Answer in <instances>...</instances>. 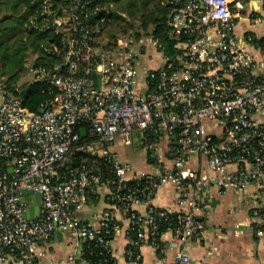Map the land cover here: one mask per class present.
Listing matches in <instances>:
<instances>
[{"label":"built area","instance_id":"obj_1","mask_svg":"<svg viewBox=\"0 0 264 264\" xmlns=\"http://www.w3.org/2000/svg\"><path fill=\"white\" fill-rule=\"evenodd\" d=\"M40 1L60 37L51 46L60 61L29 67V82H47L52 95L38 111L0 85V264H40L41 244L56 231L74 245L64 264H108L124 222L125 256L139 263L143 246L163 251L166 232L182 246L199 240L198 217L210 211L213 190L252 188L251 231L263 239L264 68L253 35L237 32L242 3L169 0V54L153 35L97 46L95 0ZM150 50L163 64L144 66L141 80L139 59ZM123 147L145 149L155 172L122 158ZM164 185L176 208L152 204ZM102 186L109 208L87 212ZM34 195L40 209L28 218ZM174 264L191 257L179 250Z\"/></svg>","mask_w":264,"mask_h":264},{"label":"crops","instance_id":"obj_2","mask_svg":"<svg viewBox=\"0 0 264 264\" xmlns=\"http://www.w3.org/2000/svg\"><path fill=\"white\" fill-rule=\"evenodd\" d=\"M235 1L243 5L242 8L237 9L241 10L242 18L237 21L238 34L250 33L254 39L264 37V0ZM249 15H254L258 20L254 23L249 21ZM240 21L246 22V28L241 26ZM262 46L258 47L253 42L251 44L259 65L264 68L261 61L264 60V51L260 49ZM198 165L204 169L205 164L202 160L192 161L193 167ZM140 169L146 172L156 170L152 166L149 169ZM251 190L252 188H249L241 195H236L231 190L224 192L213 190L209 202L210 211L198 217L203 229L199 240L182 246L173 240L171 233L166 232L162 237L163 251L145 245L141 248L142 261L139 263L131 262L125 256L127 241L124 222L113 240L115 264H174L176 252L182 249L190 255L192 264H264V238H255L251 231L250 209L256 204L248 197ZM94 193L97 195L96 202L90 203L87 212L109 208L106 198L108 190L102 186L98 187ZM152 204L176 208L172 186L161 187L152 198ZM136 209L143 213L146 206L139 205ZM117 217L121 218L120 213H117ZM73 249L74 245L68 235L56 231L48 243L41 244L40 251L44 252V255L41 256L40 264H64L63 260Z\"/></svg>","mask_w":264,"mask_h":264},{"label":"trees","instance_id":"obj_3","mask_svg":"<svg viewBox=\"0 0 264 264\" xmlns=\"http://www.w3.org/2000/svg\"><path fill=\"white\" fill-rule=\"evenodd\" d=\"M52 1L55 6L68 4V0ZM96 7L99 10L93 26L99 29L97 46L104 39L116 40L122 34L135 39L153 35L167 47L169 54L173 51L174 40L170 37L168 25L169 0H95L91 9ZM41 9L40 0H0V84L3 82L10 92L20 98L23 106L33 111L48 103L52 95L45 81L18 84L20 75L24 71L29 72L26 67L29 50L37 53L34 67L60 61L59 55L51 50L53 43L60 45V37L53 28H47V19L41 14ZM253 43L262 46L264 37L253 38ZM96 196V193H91L90 201L96 202ZM108 264H115V260L109 258Z\"/></svg>","mask_w":264,"mask_h":264},{"label":"rangeland","instance_id":"obj_4","mask_svg":"<svg viewBox=\"0 0 264 264\" xmlns=\"http://www.w3.org/2000/svg\"><path fill=\"white\" fill-rule=\"evenodd\" d=\"M241 11V10H240ZM240 24L243 28H246V22L240 21ZM150 54L154 56V59H152L150 57ZM157 51L156 50H150L146 52V55L142 56L139 59V78L141 80H144L145 78V74L143 73V67L147 66V67H158L160 66V64H163V62L161 63L160 60H156L157 58ZM37 58V53H35L33 51V49L29 50L28 52V56H27V62H26V67H31L35 61V59ZM262 64L264 65V60H261ZM30 79V75L29 72L24 71L21 75H20V79L18 80V84H23L25 82H28ZM1 86H3V82L0 84ZM121 154H122V158L128 160V161H132L135 164H137L138 166H140V168L142 169H149L151 168V165L147 162V154H146V150L145 149H141L138 151H135L133 148L129 147H123L121 149Z\"/></svg>","mask_w":264,"mask_h":264},{"label":"water","instance_id":"obj_5","mask_svg":"<svg viewBox=\"0 0 264 264\" xmlns=\"http://www.w3.org/2000/svg\"><path fill=\"white\" fill-rule=\"evenodd\" d=\"M109 41H106L104 43H102V46L99 50V53L97 54V58L100 57V52L101 50L108 44ZM81 134L82 136H85L86 135V130L85 129H81ZM137 140V139H136ZM32 201H33V206L27 211L26 213V216L29 218V217H33L35 213H38L39 212V205H38V202H37V197L34 195L32 196Z\"/></svg>","mask_w":264,"mask_h":264}]
</instances>
